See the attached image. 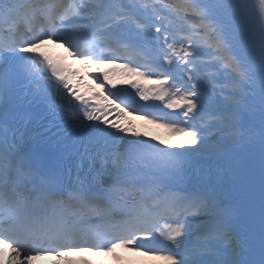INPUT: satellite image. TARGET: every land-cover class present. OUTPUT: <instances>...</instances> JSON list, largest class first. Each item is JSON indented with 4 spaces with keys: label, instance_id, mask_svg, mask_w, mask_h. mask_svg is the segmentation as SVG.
<instances>
[{
    "label": "snow or ice",
    "instance_id": "snow-or-ice-1",
    "mask_svg": "<svg viewBox=\"0 0 264 264\" xmlns=\"http://www.w3.org/2000/svg\"><path fill=\"white\" fill-rule=\"evenodd\" d=\"M0 245L9 264H264V0H0Z\"/></svg>",
    "mask_w": 264,
    "mask_h": 264
},
{
    "label": "bare ground",
    "instance_id": "bare-ground-1",
    "mask_svg": "<svg viewBox=\"0 0 264 264\" xmlns=\"http://www.w3.org/2000/svg\"><path fill=\"white\" fill-rule=\"evenodd\" d=\"M138 132L143 133L145 137L151 138L155 137L157 141L164 140L163 137L158 132H155L154 130H138Z\"/></svg>",
    "mask_w": 264,
    "mask_h": 264
}]
</instances>
